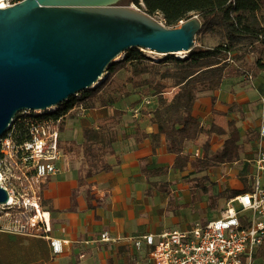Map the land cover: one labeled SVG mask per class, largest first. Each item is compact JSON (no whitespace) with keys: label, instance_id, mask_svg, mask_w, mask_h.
<instances>
[{"label":"crops","instance_id":"0c3cea01","mask_svg":"<svg viewBox=\"0 0 264 264\" xmlns=\"http://www.w3.org/2000/svg\"><path fill=\"white\" fill-rule=\"evenodd\" d=\"M254 47L255 50L249 48L239 62L253 78L227 77L220 89L202 93L193 108V114L208 125L213 120V96L217 109L228 111L231 105L235 106L228 117L235 119L240 128L241 157L208 171L214 187H218L216 200L210 201L211 195L201 190L194 192L192 179L203 173L191 166L185 170L175 168L176 154L168 151L164 136L153 148L150 135L157 132L155 125L143 121L140 131L136 124L129 122L128 126L118 129L119 138L114 145L116 155L107 157L111 163H116L118 156L119 164L110 172L87 178L83 185L80 179L85 174L81 175L77 163L63 152V171L51 178L43 196L44 205L53 215L52 235L68 240L62 252L54 251L44 237L0 229V264H154L153 245L146 241L137 245L123 238L157 236L165 231L188 228L217 217L220 211L213 213L214 209L220 200L226 203L231 198V191H249L255 172L264 93V44L257 42ZM90 111L97 116L98 111L102 112L95 118L109 114L102 108ZM129 120L127 114L122 122ZM84 126L96 125L93 121L83 123L80 133L76 134L78 143L84 140ZM65 127L67 129V124ZM66 129L63 128L61 134ZM143 132L149 136L142 137ZM253 132L255 136L251 137ZM223 143V137L215 135L212 151L219 150ZM185 151L191 159L204 154L202 148L193 143H189ZM159 168H168V171L154 172ZM212 201L215 206H211ZM104 231L116 240L101 241Z\"/></svg>","mask_w":264,"mask_h":264},{"label":"trees","instance_id":"16d2710c","mask_svg":"<svg viewBox=\"0 0 264 264\" xmlns=\"http://www.w3.org/2000/svg\"><path fill=\"white\" fill-rule=\"evenodd\" d=\"M142 1L144 7L141 0H135V3L152 16L161 14L169 27L177 26L180 20L199 17L203 25L195 40H200V44H195L182 58L168 54L157 61L148 58L140 48H130L123 58L109 65L108 75L100 84L58 105V109L51 115L55 119L63 117L60 126V131H63L64 120L74 106L85 110L112 108V113L101 119L98 125L83 127L82 142L70 143L69 149L81 152L86 162L85 176L80 179L83 185L87 178L110 172L120 162L118 156L116 163L107 159L110 155H116L114 145L119 138L118 129L128 114L126 109L117 107V103L123 96L130 97L136 93L138 98L132 107L138 109L144 97H149L145 103L147 108L139 109V120H148L156 126L157 132L150 135L153 148L158 146L164 136L168 151L176 154L174 167L185 170L191 166L196 172L203 173L192 179V187L194 192L201 190L209 193L213 183L208 171L223 163L240 160L242 136L237 121L228 117L234 105L228 111L217 109L216 98L213 96V120L204 125L193 114L194 104L202 93L220 89L227 77L245 76L247 70L240 64L241 60L250 49L255 50L257 42L264 44V0ZM205 36L214 40L213 45L201 41ZM229 55L235 63L228 61ZM121 70L127 72L125 82L121 85V95L103 92L104 87ZM153 103L154 106L150 105ZM140 126V122L137 123L136 129L140 130ZM17 130L25 133L22 124L17 126ZM215 135L223 137L224 143L213 152L212 141ZM147 136L149 134L146 132L142 133V137ZM189 143L200 146L203 156L191 159L185 151ZM167 171L168 168H159L154 172ZM242 192L245 189L233 190L229 196L234 197ZM215 204V201L211 202V206ZM257 259L264 261V244L254 253L252 264H256Z\"/></svg>","mask_w":264,"mask_h":264},{"label":"water","instance_id":"95a60500","mask_svg":"<svg viewBox=\"0 0 264 264\" xmlns=\"http://www.w3.org/2000/svg\"><path fill=\"white\" fill-rule=\"evenodd\" d=\"M122 0H21L0 8V137L22 110H47L104 80L130 48L189 52L203 22L168 27ZM0 185V203L8 201Z\"/></svg>","mask_w":264,"mask_h":264},{"label":"built area","instance_id":"2783aa9c","mask_svg":"<svg viewBox=\"0 0 264 264\" xmlns=\"http://www.w3.org/2000/svg\"><path fill=\"white\" fill-rule=\"evenodd\" d=\"M21 0H1L6 8ZM141 5L144 6L143 1ZM167 26L163 17L153 16ZM185 20H180L181 25ZM169 27V26H168ZM176 27V26H175ZM228 61L235 63L229 55ZM245 77L253 78L249 71ZM263 113L254 160L252 188L227 200L219 215L185 229L165 231L123 239L153 245L154 264H252L253 255L264 244V93ZM85 110L74 106L76 109ZM47 110H22L9 130L0 137V185L8 192V201L0 203V229L13 233L37 235L50 242L54 251L62 252L66 239L52 235L53 215L44 205V191L52 177L63 171L64 153L60 146L63 117L55 119ZM22 124L25 133H19ZM101 241H113L108 231Z\"/></svg>","mask_w":264,"mask_h":264},{"label":"rangeland","instance_id":"374dc122","mask_svg":"<svg viewBox=\"0 0 264 264\" xmlns=\"http://www.w3.org/2000/svg\"><path fill=\"white\" fill-rule=\"evenodd\" d=\"M120 5H124V6H129L132 7L134 9L140 10V11H144V9L142 7H140L139 5L133 3V2H129V1H121L119 2ZM144 7V6H143ZM158 17L162 16L161 14L157 15ZM205 44H212L214 43V40H212V38L210 36H205L202 38V40ZM195 44H200V40H195ZM143 51V53L150 59H153L154 61H157L159 59H163L165 57H167L168 54H161V53H157V52H153L147 49H141ZM126 55V51L121 53L120 56H118V59L123 58ZM174 57H178V58H182L186 55V53H178L175 52L172 54ZM108 75L107 71L104 74V79L105 77ZM127 75V72L125 70H121L119 71L112 82L108 83L104 89L103 92H105L106 94L108 93H118L121 95L122 90H121V85L125 82V76ZM226 81H229L228 79ZM227 83V82H226ZM225 83V84H226ZM130 87V85H128ZM138 98V95L136 93H134L132 96L130 97H122L121 100L117 103V107L119 108H123L126 109L129 116H130V120L126 123V122H122L120 125V128L122 127H126L128 126V123H132V125H135L137 123L143 122V121H147L148 120H139L141 117V112L139 113V109L142 110V108H145L147 106L146 101H148L150 98L149 97H144V99L142 100V102L137 106V108L132 107V103ZM154 106L153 104H150ZM102 107H98L96 109H101ZM147 108V107H146ZM105 111H107L109 114L112 113V108L108 109V108H102ZM99 115L102 114L101 111H98ZM108 114V115H109ZM137 114V115H136ZM98 115V116H99ZM97 116V114L93 111H90V109H86V110H81V109H76L73 112H71L69 115H67V117L64 120V129H66V124H67V129L65 130V133L61 134L60 131V137L62 138L61 140V146H62V151L67 155H69L68 158H70L72 161H74L75 163H77V165L80 167V171H81V175H84L86 172V162L85 159L83 158V155L81 152L77 151V150H70V143L72 141H77V133H80V130L82 128V124L87 123L88 121H93L94 125H98L99 121L103 118H95ZM97 116V117H98ZM132 117V118H131ZM135 119V120H134ZM254 133V132H253ZM255 133L251 136L254 137ZM262 180H264V178L261 177ZM214 184H211V190L209 192V194L211 195L210 197V201L211 200H216V196H218L217 189L218 187H214ZM213 187V188H212ZM212 191V192H211ZM214 197V198H213ZM225 204L224 200H220V203H218L217 208L214 209L213 213H217L220 211V208L222 207V205ZM212 209V208H211ZM202 221H200L201 223ZM256 264H264V261L261 259H257Z\"/></svg>","mask_w":264,"mask_h":264},{"label":"flooded vegetation","instance_id":"af4514ba","mask_svg":"<svg viewBox=\"0 0 264 264\" xmlns=\"http://www.w3.org/2000/svg\"><path fill=\"white\" fill-rule=\"evenodd\" d=\"M122 1H129L135 3V0H122ZM142 1V0H141ZM121 2V1H120ZM141 3V2H140ZM136 4V3H135Z\"/></svg>","mask_w":264,"mask_h":264},{"label":"bare ground","instance_id":"6f19581e","mask_svg":"<svg viewBox=\"0 0 264 264\" xmlns=\"http://www.w3.org/2000/svg\"><path fill=\"white\" fill-rule=\"evenodd\" d=\"M3 7V5L1 4V0H0V8ZM178 53H184V52H178Z\"/></svg>","mask_w":264,"mask_h":264}]
</instances>
